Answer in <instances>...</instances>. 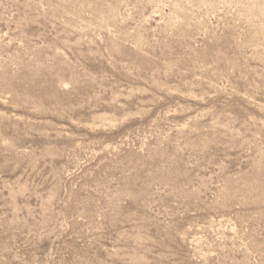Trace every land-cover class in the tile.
<instances>
[{"label": "rangeland", "instance_id": "obj_1", "mask_svg": "<svg viewBox=\"0 0 264 264\" xmlns=\"http://www.w3.org/2000/svg\"><path fill=\"white\" fill-rule=\"evenodd\" d=\"M0 264H264V0H0Z\"/></svg>", "mask_w": 264, "mask_h": 264}]
</instances>
